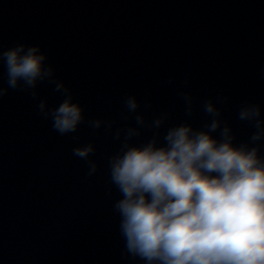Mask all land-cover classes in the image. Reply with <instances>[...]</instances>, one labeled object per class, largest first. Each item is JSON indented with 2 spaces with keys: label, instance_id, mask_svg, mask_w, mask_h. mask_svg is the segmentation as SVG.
<instances>
[{
  "label": "water",
  "instance_id": "water-1",
  "mask_svg": "<svg viewBox=\"0 0 264 264\" xmlns=\"http://www.w3.org/2000/svg\"><path fill=\"white\" fill-rule=\"evenodd\" d=\"M17 43L48 52L88 118H119L123 98L135 94L148 118L172 114L163 134L185 121L203 127L210 118L199 104L225 95L237 144L254 131L237 119L245 102L259 103L264 118V0H0V45ZM52 87L40 86L50 106L63 100ZM180 91L197 98L191 118ZM90 141L101 164L92 177L72 154ZM119 146L86 123L60 136L29 94L10 91L0 101V264H144L126 253L113 207L122 197L107 158Z\"/></svg>",
  "mask_w": 264,
  "mask_h": 264
},
{
  "label": "clouds",
  "instance_id": "clouds-1",
  "mask_svg": "<svg viewBox=\"0 0 264 264\" xmlns=\"http://www.w3.org/2000/svg\"><path fill=\"white\" fill-rule=\"evenodd\" d=\"M49 60L39 44L17 43L7 50L0 45V101L10 91L27 93L60 136L78 133L86 123L93 133L103 129L120 142L107 158V169L109 183L122 197L113 207L128 255L144 264H264V118L259 103L245 102L237 113L254 129L246 142L235 143L234 128L224 118L222 106L230 99L225 95L199 104L210 118L203 127L185 121L162 134L172 114L148 118L139 111L142 101L135 94L123 98L119 118H88ZM45 82L63 97L59 104L50 106L47 97L41 98ZM188 84L186 77L182 86ZM178 95L185 116L193 117L197 98L190 91ZM143 107L150 110L152 102ZM129 120L134 124L121 126ZM145 131L152 132L151 138L134 143ZM97 151L95 141L72 149L86 162L88 177L101 169L92 159Z\"/></svg>",
  "mask_w": 264,
  "mask_h": 264
}]
</instances>
